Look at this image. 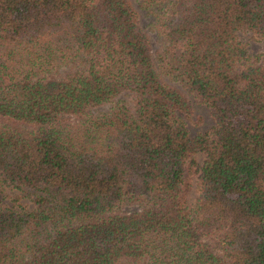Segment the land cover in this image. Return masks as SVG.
Here are the masks:
<instances>
[{
  "label": "trees",
  "instance_id": "16d2710c",
  "mask_svg": "<svg viewBox=\"0 0 264 264\" xmlns=\"http://www.w3.org/2000/svg\"><path fill=\"white\" fill-rule=\"evenodd\" d=\"M137 5L0 0V264H264V0Z\"/></svg>",
  "mask_w": 264,
  "mask_h": 264
},
{
  "label": "rangeland",
  "instance_id": "374dc122",
  "mask_svg": "<svg viewBox=\"0 0 264 264\" xmlns=\"http://www.w3.org/2000/svg\"><path fill=\"white\" fill-rule=\"evenodd\" d=\"M130 1L132 5L136 8V10L138 11L141 24L143 25L145 29L148 30V27H149L148 23L151 19V16L144 9L140 8L137 5V0H130ZM148 32L150 34V40H151V45H152L151 47L153 48L157 46V43H158L157 37L154 31H148ZM242 38L247 41L248 43L247 47L249 51H251L252 53H259L262 51V41L261 40L248 37L247 33H243ZM170 83L177 87H180L179 83L176 81H170ZM186 95L188 96L189 101H190L191 111L189 115L184 116V119H185L186 127L188 129L189 134L193 135L197 131H202V130L207 129L211 125L212 121H211L209 109L205 105L198 102L191 93L187 92ZM200 158L201 156L199 155V159ZM15 193H16V190L9 186H5L2 189H0V204H10L11 197ZM194 196H195L194 189H191L189 191V198L193 199ZM21 200H24L27 202L28 205H31L28 199L21 198Z\"/></svg>",
  "mask_w": 264,
  "mask_h": 264
}]
</instances>
